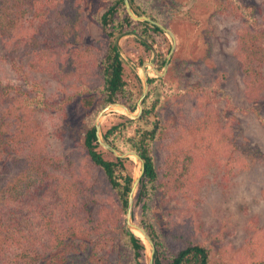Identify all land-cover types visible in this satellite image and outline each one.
Here are the masks:
<instances>
[{
    "label": "rangeland",
    "instance_id": "374dc122",
    "mask_svg": "<svg viewBox=\"0 0 264 264\" xmlns=\"http://www.w3.org/2000/svg\"><path fill=\"white\" fill-rule=\"evenodd\" d=\"M105 1L83 0L86 34L80 49L92 50L79 59L83 70L79 77L68 80L61 77L57 65L64 51L59 48L31 55L22 53L16 57L17 69L6 59V48L0 39V79L23 87L39 86L50 100L30 121L42 134L40 138L47 150L66 158L72 156L77 168L82 165L93 169L87 176L94 184L91 183L84 196L94 205V213L116 199L107 179L89 165L83 146L89 119L86 121L84 117L82 99L94 94L99 97L103 85L98 62L107 38L94 14L101 8L98 4ZM150 1L167 20L166 24L161 23L172 29L177 39V48L165 76L150 74L147 64L145 68L149 69H144L149 78H158L151 86L154 105L151 120L168 125L167 137L155 143L159 172L167 156L165 143L177 138L182 147L195 148L205 139L207 146L200 158L198 174L186 188L158 201L154 217L174 250L192 241L209 248L212 264H249L262 259L264 102L252 103L247 98L242 63L235 52L239 30L247 21V6H251L257 18L264 19V0ZM155 38L157 42L153 43L142 40L139 33L127 31L119 40L126 78L130 81L135 73L141 78V94L143 74L140 69L146 61L156 64L160 50L167 59L171 49L172 39L166 32L157 33ZM141 40L151 47L147 48ZM72 53L78 55L74 50ZM37 60H42V65L33 66ZM88 65L89 69L85 67ZM66 98L70 101L63 106L68 102ZM207 113L214 121L208 123L200 119L206 127L203 134L195 122ZM120 114L130 117L121 110L110 111L103 117L102 131L104 125L119 121ZM223 138L221 146H213L211 140L221 142ZM129 158L133 161L129 169L134 176L140 167L135 157ZM135 217L140 218V208ZM88 226H96V223L91 221ZM125 229H129L127 223L124 228L123 223L116 222L94 231L91 236L71 238L69 264H131L133 254L122 242ZM144 263L147 264L146 250Z\"/></svg>",
    "mask_w": 264,
    "mask_h": 264
},
{
    "label": "trees",
    "instance_id": "16d2710c",
    "mask_svg": "<svg viewBox=\"0 0 264 264\" xmlns=\"http://www.w3.org/2000/svg\"><path fill=\"white\" fill-rule=\"evenodd\" d=\"M131 4L136 13L167 23L150 0H131ZM98 5L101 8L94 15L107 38L98 62L103 85L99 97L94 94L82 99L84 117L86 121L89 119L83 146L89 165L107 179L116 199L94 213V205L84 196L91 183L94 184L87 176L93 169L82 165L77 168L72 156L50 153L40 138L42 134L30 124L37 110L47 106L50 100L39 86L23 87L0 79V264H69L71 238L91 236L94 231L116 222L126 227L133 182L129 167L133 161L129 157L114 156L100 145L95 119L103 107L114 101L137 109L141 78L136 73L130 81L126 78L120 37L130 31L139 33L142 40L156 43V34L163 30L149 22L132 19L123 0H106ZM84 20L83 0H0V39L6 48V59L18 69L16 57L22 53L31 55L59 48L64 51L57 65L61 77L65 80L79 77L83 71L79 59L92 50L80 49L86 34ZM237 40L235 55L242 63L246 96L252 103L264 102V19L257 18L251 6H247V21L239 30ZM141 43L149 47L146 41ZM165 62L166 54L160 50L157 68L162 70ZM37 64L42 65V60L32 65ZM85 67L89 69V65ZM157 79L149 78L150 89L141 117L120 114L119 121L103 126V137L123 151H137L145 160L134 201V218L140 208V218L136 221L155 242L154 264H212L210 250L203 243L188 241L174 250L154 217L158 201L186 188L198 174L200 158L207 147L205 139L195 148L182 147L177 138L165 143L167 156L159 172L155 143L167 137L168 125L151 120L154 107L151 86ZM66 99L68 102L63 106L70 101ZM203 116L196 120L195 126L204 134L206 127L200 119L208 123L214 119L209 113ZM222 140L211 142L217 147L225 139ZM91 221L96 226H88ZM122 242L133 254L131 264H145L146 245L140 236L125 229ZM249 264H264V258Z\"/></svg>",
    "mask_w": 264,
    "mask_h": 264
},
{
    "label": "water",
    "instance_id": "95a60500",
    "mask_svg": "<svg viewBox=\"0 0 264 264\" xmlns=\"http://www.w3.org/2000/svg\"><path fill=\"white\" fill-rule=\"evenodd\" d=\"M123 1L125 4L126 11L132 19H134L136 21H146V22H149L151 24H154V25L158 26L159 28H161L164 32H166L171 37V39H172L171 49H170V52H169L168 57L166 59L163 70L160 71L157 69L155 61H146L144 63V65L142 66L143 69L145 68L146 64L148 66H150V69L157 75V77L165 76L167 73V70L169 68V63H170V60L172 58V55L174 54V52L177 48V39H176V35H175L174 31L172 29L166 27L161 22L155 20L154 18H152L146 14L136 13L132 4H131V0H123ZM148 45L151 47V45L149 43H148ZM145 69L147 71L149 68H145ZM146 71H143V76H142L143 92H142V94L138 100L137 109L133 110L128 105H126L122 102H119V101L111 102V103L107 104L104 108H102V110L99 112L96 123H95V127H96V135H97L98 142L100 143V145L102 147H104L105 149H108L109 151L114 153L117 157L125 158V157H132L133 156L136 158V161L139 164L140 170H139V172H137L133 176L132 187H131V191L129 194L126 223H127L128 228L131 231H133L134 233H136V231L141 233V235H142L141 238L143 239V241L146 245L147 264H154V254L156 251L155 242H154L153 238L151 237V235L149 234V232L145 229V227H143L142 225H140L139 223H137L134 220L135 194L138 191L139 183L141 181L142 175H143L144 170H145V160L135 150L123 151V150L113 146L109 142H107L103 137V131H102L103 117L106 115V113H108L110 111L123 109V110H125L124 112L132 118H140L141 117V115L143 114V111H144V100L148 95L149 86H150L149 77H148Z\"/></svg>",
    "mask_w": 264,
    "mask_h": 264
},
{
    "label": "bare ground",
    "instance_id": "6f19581e",
    "mask_svg": "<svg viewBox=\"0 0 264 264\" xmlns=\"http://www.w3.org/2000/svg\"><path fill=\"white\" fill-rule=\"evenodd\" d=\"M146 67H147V66H146ZM144 69H145V68H144ZM144 69H143V68L140 69V71H141L142 74H143ZM151 73H153L152 70H151L150 74H151ZM124 111H125V110L121 109V112H124ZM135 231H136V230H135ZM136 234H137L138 236H140V237L142 236L141 233L138 232V231H136Z\"/></svg>",
    "mask_w": 264,
    "mask_h": 264
}]
</instances>
